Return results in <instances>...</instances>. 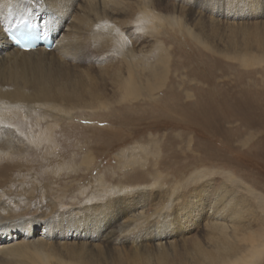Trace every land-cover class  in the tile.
Listing matches in <instances>:
<instances>
[{
	"label": "bare ground",
	"instance_id": "obj_1",
	"mask_svg": "<svg viewBox=\"0 0 264 264\" xmlns=\"http://www.w3.org/2000/svg\"><path fill=\"white\" fill-rule=\"evenodd\" d=\"M185 3L196 27L203 9L221 16L231 12L233 18L260 6L264 14V0H0V264H245L261 250L256 233L264 227V202L213 176L189 186L168 210L145 185L68 208L43 198L28 210L27 197L8 204L2 199L3 179L20 166L16 154L47 140L14 126L10 110L104 97L129 100L154 89L162 73L148 63L158 44L149 36L160 37L158 22ZM20 18L38 24L53 47L12 46L6 31ZM254 25L242 26L238 36L227 27L229 35L226 28L212 37L231 49L263 51L264 28ZM138 60L144 61L139 75ZM136 224L140 240H122Z\"/></svg>",
	"mask_w": 264,
	"mask_h": 264
},
{
	"label": "rangeland",
	"instance_id": "obj_2",
	"mask_svg": "<svg viewBox=\"0 0 264 264\" xmlns=\"http://www.w3.org/2000/svg\"><path fill=\"white\" fill-rule=\"evenodd\" d=\"M190 9L185 3L180 12L169 11L164 24H157L160 37L149 36L158 44L148 63L162 73L154 89L129 100L104 97L97 103L10 110L14 126L47 140L16 154L19 168L3 179L7 204L27 197L29 210L48 198L68 208L94 195L103 200L145 185L168 210L189 186L210 176L264 202V50L231 49L212 37L227 27L238 36L254 22L264 28L263 11L257 6L247 14V7L232 18L231 12L221 16L203 9L196 27ZM142 63L134 67L137 75ZM135 81L139 88L137 76ZM206 172L211 175L203 176ZM139 231L136 224L122 240L127 235L140 240ZM256 234L262 248L245 264H264V227Z\"/></svg>",
	"mask_w": 264,
	"mask_h": 264
}]
</instances>
